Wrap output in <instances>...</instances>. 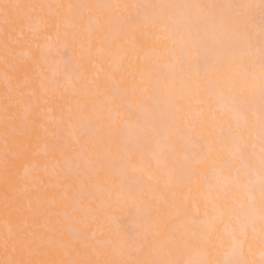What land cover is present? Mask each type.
<instances>
[{
	"label": "bare ground",
	"instance_id": "bare-ground-1",
	"mask_svg": "<svg viewBox=\"0 0 264 264\" xmlns=\"http://www.w3.org/2000/svg\"><path fill=\"white\" fill-rule=\"evenodd\" d=\"M5 3L33 7L0 13V260L231 259L217 237L238 228L230 209L246 197L223 166L237 124L226 77L252 64L258 81L261 0ZM240 4L256 7H212ZM256 229L248 264H264ZM18 231L51 239L6 256Z\"/></svg>",
	"mask_w": 264,
	"mask_h": 264
},
{
	"label": "snow or ice",
	"instance_id": "snow-or-ice-1",
	"mask_svg": "<svg viewBox=\"0 0 264 264\" xmlns=\"http://www.w3.org/2000/svg\"><path fill=\"white\" fill-rule=\"evenodd\" d=\"M22 7L20 4L5 3L0 7V13L3 14L5 22H8L9 16L13 11H18ZM88 7V6H85ZM91 7H101L94 5ZM104 7H120L104 6ZM126 7V6H125ZM139 7V6H137ZM165 9H179L182 5H162ZM193 7H207L195 5ZM214 8L223 9L230 8L233 12L239 10H251L255 5L240 4V5H217ZM260 8V25L261 34L264 37V0H261ZM250 14V13H249ZM238 22V20H229L228 23ZM228 46L236 53L241 60L244 54L240 53L241 41L239 37L231 38L228 41ZM250 55V52L248 53ZM227 67V65H224ZM243 72H231L226 79L229 81L227 88V97L224 98L225 106L228 110L235 114L237 124L233 129L229 126L227 140L230 147L227 150V157L223 162L224 167L236 165V176L231 180L234 183L236 193H243L246 200H240L235 207L230 209L232 216L238 224V228L234 230L228 239L220 236L217 237L221 247L228 250L231 259L218 261L217 264H248L242 257L245 253L246 245H249L251 230L254 236L259 224V235L262 244H264V42L261 44L259 55V78L254 72V65L241 64ZM7 137V129L5 132ZM5 155L7 156V139L5 142ZM243 177V179H241ZM255 178V179H254ZM243 218L244 224L240 221ZM50 237L37 235L33 233L30 237L23 235L21 232L5 233L3 238V246L5 255H38L43 247L45 240L50 241ZM79 243L83 248L96 247L95 244H90L86 238L81 237L73 242ZM98 243V242H97ZM0 264H42L38 259H15L0 260ZM59 264H65L60 261ZM67 264H101L98 261H69ZM102 264H123L122 261L112 259L102 262ZM144 264H168L163 260L146 261Z\"/></svg>",
	"mask_w": 264,
	"mask_h": 264
}]
</instances>
